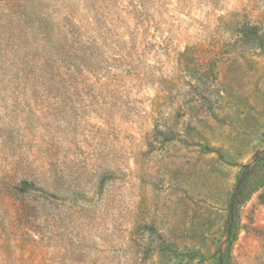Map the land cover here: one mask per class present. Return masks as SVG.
<instances>
[{
    "label": "rangeland",
    "instance_id": "1",
    "mask_svg": "<svg viewBox=\"0 0 264 264\" xmlns=\"http://www.w3.org/2000/svg\"><path fill=\"white\" fill-rule=\"evenodd\" d=\"M0 264H264V0H0Z\"/></svg>",
    "mask_w": 264,
    "mask_h": 264
},
{
    "label": "trees",
    "instance_id": "2",
    "mask_svg": "<svg viewBox=\"0 0 264 264\" xmlns=\"http://www.w3.org/2000/svg\"><path fill=\"white\" fill-rule=\"evenodd\" d=\"M25 2V1H24ZM22 5H20L19 3H17L16 5L13 6L12 10H14L16 12V15H17V26H15L14 29H12L10 35L11 37L13 38V36H15V34L19 31H22V30H27V28L25 26H27L28 24L31 25V28L32 29H36V20L34 19V16H35V13H34V10L33 9H27L25 6H24V3ZM14 12V14H15ZM14 14L11 15V17H14ZM40 27H38L39 29H41V24L38 25ZM24 186L26 188H28V190H30L31 192H38V191H41L40 189H38V187H36L33 183H28V182H24L23 183ZM27 190V189H25Z\"/></svg>",
    "mask_w": 264,
    "mask_h": 264
}]
</instances>
